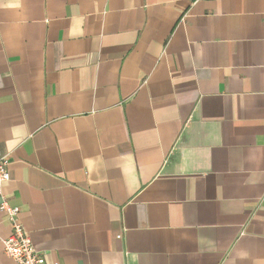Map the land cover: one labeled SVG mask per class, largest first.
<instances>
[{
	"label": "crops",
	"instance_id": "0c3cea01",
	"mask_svg": "<svg viewBox=\"0 0 264 264\" xmlns=\"http://www.w3.org/2000/svg\"><path fill=\"white\" fill-rule=\"evenodd\" d=\"M0 157L48 264H264V0H0Z\"/></svg>",
	"mask_w": 264,
	"mask_h": 264
},
{
	"label": "built area",
	"instance_id": "2783aa9c",
	"mask_svg": "<svg viewBox=\"0 0 264 264\" xmlns=\"http://www.w3.org/2000/svg\"><path fill=\"white\" fill-rule=\"evenodd\" d=\"M9 161L6 157H0V212L4 214L9 226V234L0 240L4 253L15 264H48L35 252L31 240L18 223L19 208L8 204L3 194V187L9 181Z\"/></svg>",
	"mask_w": 264,
	"mask_h": 264
}]
</instances>
